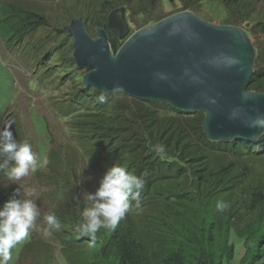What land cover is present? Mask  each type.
Instances as JSON below:
<instances>
[{
    "label": "trees",
    "instance_id": "obj_1",
    "mask_svg": "<svg viewBox=\"0 0 264 264\" xmlns=\"http://www.w3.org/2000/svg\"><path fill=\"white\" fill-rule=\"evenodd\" d=\"M178 1L184 9H193L192 3L199 2ZM216 1L220 9L215 5L209 19L214 21L220 12V21L238 24L243 17L242 3L247 0ZM95 2L98 6L90 3L93 8L89 5L81 9V16L87 24L90 19L94 24H105L111 9H108L109 0ZM28 4L26 0H0V37L6 39L10 49L19 46L23 49V45L26 51L32 48L28 53L40 60L39 65L56 60L54 64L61 66L59 75L66 76L59 86H68L71 92L49 96L50 107L72 130L73 137L79 131L84 135L82 145L89 155L86 160L89 165L85 163L84 167L88 170L100 167L105 174L108 168L120 164L144 179L139 207L153 210V239L146 242L133 235L123 240L119 231L101 229L95 242L90 244L88 237L80 236L75 230L86 206L83 195L93 188L81 183L77 186L81 192L75 198L63 192L55 197L52 212L60 221V230H54L50 236L35 231L30 235V243L23 241L17 245L20 264H61V261L66 264H236L237 259L238 264H264V135L256 141L212 143L203 133L201 112L195 117L168 119L163 112H169L170 106L166 104L129 99L116 92L104 95L92 87L83 88L84 72L76 67L72 39L63 30L68 20L48 23L36 10L26 8ZM139 14L150 16L140 15V23L161 15L146 11ZM256 32L263 37L254 38L257 54L246 88L258 92L264 91V17L258 20ZM113 42L117 47L121 44L119 40ZM34 45L46 54L42 56L34 51ZM10 121H14L13 135L22 142L25 138L17 129L16 119L1 116L0 127ZM157 145L164 147L162 153L155 150ZM3 159L0 157V161ZM254 168L262 172L257 177ZM69 172L68 175L63 170L65 180L74 177ZM164 172H167V181L161 182ZM35 173L39 182L43 176L51 177L38 170ZM9 184L0 171V207L12 199L10 194L21 199L20 193H16V184ZM217 200L227 202L225 211L216 210ZM193 208L204 214L199 222H192V229L186 234L183 215ZM134 217L144 222V230H149L150 214L140 211Z\"/></svg>",
    "mask_w": 264,
    "mask_h": 264
},
{
    "label": "clouds",
    "instance_id": "obj_2",
    "mask_svg": "<svg viewBox=\"0 0 264 264\" xmlns=\"http://www.w3.org/2000/svg\"><path fill=\"white\" fill-rule=\"evenodd\" d=\"M26 1H29V4L25 7L36 10L39 14L44 16L48 23L58 24V22H65L68 20L67 24L64 26L65 28L72 20L82 18L86 30L92 39L96 38V28L103 29L107 33L108 48L110 49V54L113 56H116L123 44L126 43V41L138 30L147 26H153L173 14L184 11L192 12L200 19L215 25L239 28L245 33V40L247 39L253 47L255 57L257 53L254 38L261 39L263 37L256 32V24L260 18L264 17V0H252L251 3L247 2L249 0L243 2V17L237 21L238 24H230L220 21V12L217 13L214 21L209 19V14H211L215 5L220 9V3H217L216 0H199L196 5L192 3V7L195 6L193 9H184L178 0H174L176 5L173 7H168V4L163 0H147L146 2L143 0H109L110 5L108 9H111L106 15L105 24H94L91 19L87 24L85 18L81 16V9L87 8L90 3L94 2V7L98 6V2H95L96 0H81V3H73L69 0H57L56 4L48 3L47 6L42 3L39 4V0ZM164 4L167 5V8H164ZM158 6L161 8L160 10H158ZM90 8H93V6L90 5ZM142 11L161 15L157 16V18L148 19L147 21L140 23L138 21L140 15H146L150 18L147 14H139ZM112 12H114V15H122L123 22L127 27V32L121 39L108 27V17ZM164 15L167 16L162 18ZM114 39L120 41V46L117 47V45L113 44ZM19 47L17 48L18 52L16 53V48L10 49L6 39L0 37L1 67L6 69L10 75L11 79L9 88L15 90L17 93L13 99L9 101L5 100L3 103H0L5 106L3 110H0V117L4 116V119L8 117L10 120L16 119L19 125L17 129L22 131L25 138L22 142H18L13 135L11 129L14 121L6 122V124L0 127V157L4 158L0 161V171L4 173L11 184H16V193L17 195L20 193L21 196V199L14 198L15 194H10L9 196H12V199L7 200L3 206L0 207V264H9V261L12 259V250H15L16 254L18 244L23 241H26L24 244L30 243V235H33L35 231H38L44 236H50L54 230H60V221L56 214L52 212L55 206L53 203L55 197L59 192H63L66 193L68 197L75 198V195L81 192L77 190V186L81 183L91 185L93 188L85 193L86 195H83V204L86 206L82 211V221L75 229L80 236L88 237L89 243L91 244L95 242L96 234L101 229H104L105 231H119L123 240L130 239L133 235H136L146 242L151 241L153 239V210L139 207L141 192L145 183L144 179L141 176H138L140 174L133 172L120 164L108 168L105 174V170L100 169V167L90 170L84 167L85 163L89 165V161L86 162L89 157L88 152L82 145L84 135L79 131L76 133L75 137H73L72 130L68 129L65 123L60 120V117H57V112L54 111L53 107H50L47 100L49 96H54L55 93L59 94L57 96H64L71 92L70 87L59 86L60 80L64 79L66 75H59L62 73V69L59 68L61 67L60 65L54 64L56 60L39 65L40 60L37 61L36 57L28 53L32 51V48H29V50L26 51L25 45H23V49L22 46ZM71 49L72 57L76 62V67L84 72L81 82L83 87V77L86 72L83 67L78 66L77 61L73 56V40L71 42ZM34 51L40 53L42 56L46 54L44 50L38 49L35 45ZM28 54L31 55L33 59L29 58ZM22 58L24 59L23 62ZM240 65H242V61L238 57H224V67L230 68ZM62 66L63 69H65V65ZM88 87H92L93 90L101 92L104 95H109L114 92L119 94L120 92L117 91H121L115 90L105 93L100 87L94 88L90 85L83 88ZM245 90L254 91L247 90V88H245ZM22 94L29 97V100L32 102L44 103L43 111L40 112L39 107L33 105L29 106V109L23 111L19 106V96ZM120 94L129 99L131 98L143 102L152 101L170 106L166 101L138 99L127 95L123 91H121ZM101 99L103 98L101 97ZM208 102L210 104H215L216 100L210 98ZM17 107L19 108L16 109ZM48 109L53 110L51 118H48L47 116ZM33 111H38L47 119L46 129L47 134L49 135V143L51 145L48 154H40L39 146L41 143L35 132V125L32 116ZM163 112L168 115V119L174 117H179V119H184L188 116L195 117V114L198 112L203 113L204 118L206 116L205 111L195 109L183 110L172 106H170L169 112L166 110ZM241 113H243V108L241 106H236L231 110L229 118L238 119L240 118ZM244 124L245 127L264 131V113H257L254 117H248L244 121ZM204 135L206 136L205 133ZM207 140L212 142L208 138ZM155 150L162 153L164 147L162 145H157L155 146ZM49 157H53L54 159L49 161ZM37 170L44 175L45 173L50 174V179L43 176L39 182L35 173ZM63 170L68 172V175L71 170V174L74 177H72L71 180H65L62 177ZM82 170H84L83 174H81ZM253 173L256 176L253 175L257 177L262 172L254 168ZM166 175L167 172L162 173V180H160L157 175V180H160L161 182L167 181L165 179ZM29 178L31 179L28 180ZM35 179L38 183H36ZM39 183L41 184V188L42 186L44 188L40 196H38L36 192V186ZM9 185H7V187ZM44 201H48L45 208L42 207ZM181 206L183 205H180V207ZM227 207V202L217 200L216 210L218 212L225 211ZM140 211H143L145 214H150L151 216L150 227L147 231L144 230V222H138L134 217ZM203 214L202 211L193 208L190 212L188 211L183 215L184 233L187 234L190 232L192 229L190 226L192 222H199L203 217ZM62 230L65 231L66 229ZM67 234L68 233H65L66 236ZM29 253L33 255L34 251H30ZM61 264H63V261H61Z\"/></svg>",
    "mask_w": 264,
    "mask_h": 264
},
{
    "label": "water",
    "instance_id": "obj_3",
    "mask_svg": "<svg viewBox=\"0 0 264 264\" xmlns=\"http://www.w3.org/2000/svg\"><path fill=\"white\" fill-rule=\"evenodd\" d=\"M108 27L120 39L127 32L122 15L114 12L108 17ZM64 30L73 40L78 66L85 69L83 87H100L105 93L121 90L138 99L205 111L202 128L212 142L256 140L264 134L244 124L248 117L264 113V92L245 90L255 51L239 28L179 12L138 30L116 56L110 54L107 33L96 28L92 39L82 18L72 20ZM227 56L238 57L242 65L224 67ZM210 98L216 103L210 104ZM236 106L243 113L230 119Z\"/></svg>",
    "mask_w": 264,
    "mask_h": 264
},
{
    "label": "rangeland",
    "instance_id": "obj_4",
    "mask_svg": "<svg viewBox=\"0 0 264 264\" xmlns=\"http://www.w3.org/2000/svg\"><path fill=\"white\" fill-rule=\"evenodd\" d=\"M70 2L73 3H81V0H69ZM57 0H39L38 3H42L44 5H48V3L50 4H56ZM164 2L166 4H168V7H173L176 5V2H174V0H164ZM164 4V8H167V5ZM151 7V6H149ZM148 7V8H149ZM157 9V8H156ZM204 19V18H203ZM16 53L18 52V49H15ZM47 78V77H46ZM10 75L7 72L6 69H4L3 67H1L0 65V103H3L5 100L9 101L11 99H13L16 96V91L12 90L9 88V84H10ZM27 87V85H26ZM19 106L20 108L24 111L25 109H29V106H37L40 109V112L43 111L44 109V103L42 102H32L29 100V97L25 96V94H22L19 96ZM28 106V107H27ZM5 108L4 105L0 104V110H3ZM19 107H17L16 109H18ZM48 113L47 116L48 118L52 117L53 114V110L52 109H48ZM33 116V120H34V125H35V132L37 135V138L39 140V142L41 143L39 146V150H40V154H48L50 149H51V145L49 143V135L47 134V129H46V125H47V119L38 111H33L32 113ZM31 178H29L28 180H30ZM36 181V179H35ZM36 183H38L36 181ZM42 190H44L43 186L41 188V184L39 183L36 186V192L37 195L40 196V194L42 193ZM28 192V191H26ZM48 204V201H44V203L42 204V207L45 208L46 205ZM10 264H20V258L15 254V250H12V259L9 261ZM238 259L236 260V264H238ZM63 264H66L63 261Z\"/></svg>",
    "mask_w": 264,
    "mask_h": 264
},
{
    "label": "bare ground",
    "instance_id": "obj_5",
    "mask_svg": "<svg viewBox=\"0 0 264 264\" xmlns=\"http://www.w3.org/2000/svg\"><path fill=\"white\" fill-rule=\"evenodd\" d=\"M117 92H120L121 93V91H117ZM260 139V138H259ZM235 140H241V141H243V139H234L233 141H235ZM258 140V139H257ZM244 141H247V140H244ZM254 141H256V140H254ZM229 142H231V141H229ZM229 142H225V143H229Z\"/></svg>",
    "mask_w": 264,
    "mask_h": 264
}]
</instances>
